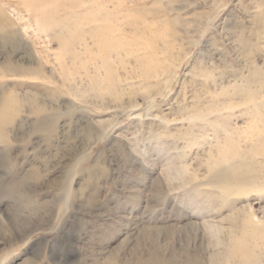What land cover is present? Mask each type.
I'll return each instance as SVG.
<instances>
[{
	"label": "rangeland",
	"instance_id": "374dc122",
	"mask_svg": "<svg viewBox=\"0 0 264 264\" xmlns=\"http://www.w3.org/2000/svg\"><path fill=\"white\" fill-rule=\"evenodd\" d=\"M0 264H264V0H0Z\"/></svg>",
	"mask_w": 264,
	"mask_h": 264
}]
</instances>
